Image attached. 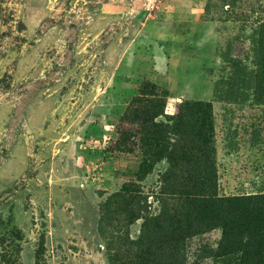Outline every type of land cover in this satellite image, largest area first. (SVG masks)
Returning a JSON list of instances; mask_svg holds the SVG:
<instances>
[{
	"label": "rangeland",
	"instance_id": "obj_1",
	"mask_svg": "<svg viewBox=\"0 0 264 264\" xmlns=\"http://www.w3.org/2000/svg\"><path fill=\"white\" fill-rule=\"evenodd\" d=\"M144 85L170 144L202 126L181 109L210 104L219 195L264 194V0H0V264H132L129 245L153 239L145 220L179 173L154 158L143 176L123 138ZM125 190L131 224L114 213ZM219 240L194 236L169 264H228Z\"/></svg>",
	"mask_w": 264,
	"mask_h": 264
},
{
	"label": "trees",
	"instance_id": "obj_2",
	"mask_svg": "<svg viewBox=\"0 0 264 264\" xmlns=\"http://www.w3.org/2000/svg\"><path fill=\"white\" fill-rule=\"evenodd\" d=\"M141 89L128 113V121L139 129L126 132L123 138L139 140L142 151L139 172L143 176L153 169L154 158L167 159L170 166L176 165L172 169L179 174L171 173L163 179L161 214L157 219L145 220L148 235L153 239H139L129 245L127 254L133 256L131 263L169 264L184 250L187 240L218 231V259L227 260L228 264H264V194L219 195L211 177L214 155L210 150L213 138L210 104L181 109L198 112L202 126L191 131L189 143L170 144L162 138L163 131L156 123L164 108L162 101H157L160 90L155 85H144ZM166 96L163 92V97ZM115 199L116 219L124 216L131 224L138 216L139 197L125 190Z\"/></svg>",
	"mask_w": 264,
	"mask_h": 264
}]
</instances>
